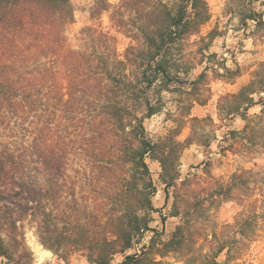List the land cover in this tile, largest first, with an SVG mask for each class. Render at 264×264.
Segmentation results:
<instances>
[{
  "label": "trees",
  "instance_id": "trees-1",
  "mask_svg": "<svg viewBox=\"0 0 264 264\" xmlns=\"http://www.w3.org/2000/svg\"><path fill=\"white\" fill-rule=\"evenodd\" d=\"M104 11L131 38L122 57L115 38L98 26L83 28V47L68 43L71 0H0V258L29 263L24 226L30 222L40 242L57 255L80 252L91 264H111L151 229L157 189L147 158L159 162L167 197L173 187L171 216L181 222L161 246L153 236L141 253L117 264H144L150 254L172 252L191 264L190 253L201 248L192 222L204 215L207 204L232 200L241 191L251 199L250 208L225 224L235 228L236 236L219 242L211 254L202 253L199 264H222L217 257L224 250L228 259L238 258L232 250L240 238L253 240L264 220L258 210L264 198L255 197L262 196L260 188L247 194L253 191L251 182L264 179H252L256 173L243 169L200 196L193 186L204 177L182 178L180 171L194 133L181 141L177 126L153 141L145 127V119L164 107V92L188 96L181 104L180 126L189 121L194 131L195 124L210 119L190 112L195 103L208 100L201 94L206 72L183 78L197 67L190 46L198 44V63L215 55L207 50L218 31L201 35L211 18L208 1L95 0L92 16ZM263 16L251 9L243 19L264 24ZM186 83L189 89L182 88ZM258 92H264V63L238 92L221 97L219 113L245 118L258 103ZM211 166L210 160L204 162L209 178Z\"/></svg>",
  "mask_w": 264,
  "mask_h": 264
},
{
  "label": "rangeland",
  "instance_id": "rangeland-1",
  "mask_svg": "<svg viewBox=\"0 0 264 264\" xmlns=\"http://www.w3.org/2000/svg\"><path fill=\"white\" fill-rule=\"evenodd\" d=\"M112 4H117L120 0H108ZM170 5H174L177 0H164ZM211 10L210 20L202 27L201 35H206L212 29L218 31V35L213 39L203 63H198L200 54L197 46H190V58L197 66L183 78L192 80L202 72H206V88H202L201 94L207 97L206 104L195 103L191 109V116L210 117L203 123L194 125L185 121L181 126L179 117L181 104L188 102V96L179 91L164 92V107L162 110L145 119V127L148 137L157 141L165 136L169 131L177 126L181 128L179 139L187 140L194 133L193 141L187 146L181 156V177L198 174L203 176L202 184H195L194 190L199 191L200 196H206L210 192V186L215 183H226L230 180L234 172L243 169L252 170L256 174L253 178L264 179V92L254 94L258 103L251 106L247 115L237 114L226 116L219 113L218 106L221 97L225 94L236 93L246 85L253 77L254 71L261 69L264 63V24L254 20L244 21V15L250 10L264 12V5L259 0H207ZM74 10V21L67 26L68 43L73 47H83L84 38L82 30L86 26H98L109 32L116 41L118 54L122 57L125 48L131 43L122 30L116 28L110 19V11H104L100 15L93 17L92 12L95 7V0H71ZM264 21V16H263ZM195 40L198 37H193ZM194 50V51H193ZM184 89H189V84H183ZM182 99L180 102L178 100ZM206 142L209 146L205 145ZM210 160L212 163V178L204 173V162ZM154 184L157 192L152 198L155 210L152 212L153 220L150 223L151 229L147 230L143 237L137 240L134 246L125 253H117L111 264H117L125 259L126 255H134L142 252L144 246L151 243V238L156 237V247L161 246L162 241H167L176 226L181 222L180 216H171L174 208L172 206L173 196L171 187L170 195L167 197L164 184L160 179L161 167L158 161L147 158ZM248 176V174H245ZM206 178V179H205ZM250 183L253 191L247 194H257L254 186L260 188V195L255 197L264 198V180ZM248 190V189H246ZM250 191V190H249ZM232 200L217 199L213 204L205 206V213L197 221L192 222V232L196 231L195 238L201 245L200 250L193 251L195 260L191 264H199L201 254L212 253L217 249L218 243L223 240H232L236 236L234 227H226L225 224H232L236 214L240 210H249L250 198L240 191ZM245 194V193H244ZM254 197V198H255ZM260 213H264V205L258 208ZM163 218L165 219L163 221ZM258 235L254 239L240 238L237 248L232 250L238 258H229L226 250L221 252L217 260L222 264H264V220H260ZM26 243L31 250L28 264H91L80 252L67 256H60L52 250L46 248L39 240L35 227L32 223L26 222L24 226ZM250 232V231H249ZM194 233V232H193ZM156 234V235H155ZM194 235V234H193ZM201 252V253H200ZM150 258L160 261L159 264H185L183 255L179 253H168L165 256L150 254L144 264H151ZM0 264H13L7 258L1 257Z\"/></svg>",
  "mask_w": 264,
  "mask_h": 264
}]
</instances>
